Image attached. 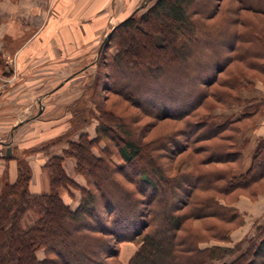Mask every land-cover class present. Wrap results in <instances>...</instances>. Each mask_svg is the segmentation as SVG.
<instances>
[{"label":"trees","instance_id":"1","mask_svg":"<svg viewBox=\"0 0 264 264\" xmlns=\"http://www.w3.org/2000/svg\"><path fill=\"white\" fill-rule=\"evenodd\" d=\"M148 1L155 3L147 12L139 17L137 12L131 13L104 41L100 55L107 48L116 49L109 64L116 77L108 76L106 89L140 108H146L145 103L161 104L163 118H167V114L177 118L183 106L181 96L185 93L189 96L192 85L199 87L205 77H210V69L211 79L206 80L210 79L213 84L218 74L228 72L233 66V73H229L234 83L229 85L232 90L236 88L237 78L242 76V65L264 76V0H238L239 6L234 13L236 18L228 23L232 28L224 29L223 40L218 37L220 32L214 33V43L219 49L214 51L211 62L204 64H199V59L189 64L190 58L198 57L202 42L196 27L200 20H190L188 16L187 7L194 4V0ZM221 1L217 0L208 21L220 12ZM2 55L1 52L0 57ZM2 61L0 58V63ZM179 63L182 67L180 74L170 73L169 70ZM2 71L9 73L6 68ZM167 71L169 75H165ZM164 75L174 81L164 84L161 80ZM229 78L223 84L228 85ZM183 85L187 87L186 92H183ZM240 89L241 92L244 87ZM193 100L194 97L189 96L191 102L187 104H194ZM259 108L249 109L245 114L257 115ZM104 123L106 126L109 124L108 121ZM221 128V125L211 122V139L221 135ZM98 141L83 134L80 140L71 142V150L65 149L63 155H53L48 160L46 166L51 176L49 193L30 190L32 169L24 159L19 160L17 180L6 184L4 193L0 194V264H126L120 259V244L126 241L140 244L128 264H213V260L220 257L218 253L231 250L219 245L199 246L197 240L182 235V231L189 220L209 219L206 220L209 224L211 217L227 219L229 211L234 213L227 220L241 215L234 207L220 202L218 197L202 196L200 193L205 189L200 188L196 181L195 184L187 183L191 179L189 175L172 178L160 171L163 185H168L163 191L175 196L173 200L167 199L146 170L139 168L136 178L128 177L124 174V167L114 163V155L110 154L108 147L104 148L103 154H94L92 149ZM221 149L225 148L217 147L213 151L226 152ZM119 152L124 161L132 164L137 162L141 146L135 141H126ZM233 154L227 151V155ZM66 155L77 158L76 169L86 177L88 187L79 185L67 174L63 165ZM253 156L255 162L260 159L259 164L253 162L250 171L232 176L231 183L226 182L224 189L218 192L232 197L240 189L245 190L241 194L251 198L264 194V189L259 190L260 182L264 181V137L258 141ZM120 173L128 178L129 183L136 185L139 195L148 191L147 200H139L133 192L125 189L117 176ZM186 183L188 188H184ZM73 186H77L82 195L76 208L71 205L74 197L70 189ZM211 188L216 190V187ZM184 189L191 199L203 197L196 200L190 213L182 212L190 204L179 196L178 191L183 192ZM29 209H34L39 216L31 227L25 229L22 220ZM152 223L155 224L153 229L148 230ZM210 229L211 226L208 231ZM224 237L230 238V234L226 232ZM42 246L47 248L45 258H39L37 254ZM224 264H264V238L252 251L247 250L239 259Z\"/></svg>","mask_w":264,"mask_h":264},{"label":"rangeland","instance_id":"2","mask_svg":"<svg viewBox=\"0 0 264 264\" xmlns=\"http://www.w3.org/2000/svg\"><path fill=\"white\" fill-rule=\"evenodd\" d=\"M54 1L55 0H5L3 6L4 8L7 7L8 11H6V19L0 16V20L2 23L6 21L8 32H6V30L4 31L5 39H2V41H11L8 42L10 45L3 46V49L6 51L11 49L10 51H13L23 44L25 38H20L18 36L26 32L23 28L24 26L31 27L32 31L29 33H33V29L34 32H36L40 24L45 25L46 23L44 20L48 19V15L54 11L53 9L51 12V8L55 5ZM81 1L82 0H70L68 5L69 10L72 9L74 14L76 11L73 9L77 8L78 14H67L64 17H72L75 21L80 19L79 22L83 21L85 18L83 14L84 5L88 2L90 8L92 0H83V5ZM93 1L97 4L94 7V9L97 7V14L91 18H97L100 21L98 24L100 27H96V30H89L90 32L84 31V39L80 37L78 30L75 29V31H72L71 47L67 48L64 47V44L60 45L61 42L59 43L57 39L50 42L49 45L45 38L47 35L46 29H43L39 35L40 37L34 44L37 51V58H41L40 61H42L43 58H58L57 62H62L56 63L54 66V68L60 69L57 70L58 74L60 71L62 72L59 77L56 71H54L56 74L54 81L56 85L60 84V81L63 82L65 77L68 76L67 79L70 78L63 85V88H65L63 90H72L67 98L68 103H70L72 107L61 112L60 116L56 117V119L63 117L57 122L66 121L68 128L72 129L69 133L64 132L65 134H63L64 136L62 137V139L65 140L66 149L71 150L73 148L71 142L80 140L83 134L91 138H97L99 141L94 144L92 149L94 154H103L104 148L108 147L110 154L114 155V163L124 167V174L128 177L133 176L136 178L137 175L135 173L139 168L146 170L162 191L164 187L168 185H163L160 178V171L172 178L189 175L191 179L190 181L188 180L187 183L191 182L195 184L196 181L200 188L205 189V191L200 193L202 196L207 197L211 195L212 197H218L220 202L229 207H234L241 215H236L233 219L227 220L228 217L234 213L233 211H229L227 212V219L226 217H220L218 219L211 217V222L209 224L206 222V220L209 221V219H200L195 222L191 220L188 222L186 221L183 226L182 235H187L193 240H197L199 246L208 247L219 245L231 248L230 251L218 253L220 257L213 260V264H224L225 262H233L239 259L242 254L247 253V250L252 251L256 248L259 242L264 238V220L253 223L246 232L240 235V238L236 237L233 239L232 234L234 230L245 223V214H242L241 210L233 205L239 200L241 192L245 190L238 189L232 194V197H230V194H224L218 191H220L221 188L224 189L223 185L226 182L228 184L229 182L231 183V180H233L232 176H239L250 171L252 163L255 162L253 155L256 152L260 137L257 138L256 135L253 134L248 135L247 131L249 129L252 130L260 121L264 110V99H261L262 101L259 102L260 99H255L256 93H253L254 90L253 92H250V90L255 88L257 81H263L264 76L259 74L257 70L252 69L251 71L246 65H242V76L237 78L238 83L235 86L236 88L232 90L229 85L233 83V80L229 78L231 76L229 73H233L231 71L233 66L228 69V72L218 74V79L213 84L210 80V69V77H205L199 87L197 85H192V93L189 96L194 97L195 100L192 101L195 102L194 104H187V102H191L189 101L188 94L185 93L184 96H181L183 100V106L180 110L181 115H179L181 117H170L167 114V118H163L165 115L163 114L164 110L161 104L153 106L152 104L145 103L144 106H146V108H140L130 100L105 88L106 83L109 82L108 76L110 75L113 79L116 77V73L112 74L109 66L112 60L111 58H113L111 54H115L116 49L107 48L101 55L99 54V49L113 26H116L124 20L133 13L134 10H136L138 17L141 16L152 7L155 1H148L149 4L147 0ZM203 2L206 4H203ZM216 3L217 0H194V4L191 3L189 7H187L189 19L195 21L198 19L200 20V23L196 24V27L199 28L200 32L199 41H202L200 43L201 46L198 57L190 58L189 64L193 61L195 62L197 59H199V64L211 62V56H214V51L219 49L218 44L214 43L216 36L214 33L220 32L218 37L220 40H223L224 36L222 34H225L224 29L227 30L232 28L228 26L232 19L236 18L234 13L237 12L239 1L222 0L220 3V12L216 17L208 21L207 18L211 17V10H214ZM16 8H20L21 14L27 12V14L30 15L26 14L24 20H16L17 16L15 14L16 12L18 13ZM35 11H38L40 14L35 13ZM86 12L87 9L85 10V14ZM32 14H35L36 19L38 18L37 22L34 21L33 23V20H30L29 16L32 17ZM86 17L89 16L86 15ZM4 28L5 26H3V30ZM187 29L189 30V27H187ZM228 32L226 35H228ZM4 43L6 44L7 42ZM219 43H221V41ZM0 58L4 59L5 57L2 55ZM97 60L98 62H96ZM87 64L90 66L81 71ZM11 66L12 65L9 64L7 68L5 61H2L0 63V73L5 68L10 70ZM180 67V63L175 64L169 72L177 74L178 76L182 70V67L181 69ZM236 69H238V65ZM169 72L167 71L165 75H169ZM165 75L161 79L164 84L174 81L169 80ZM206 78L210 79L206 80ZM228 78V85L223 84V81ZM249 82L250 85H248ZM242 87H244V89L240 92V88ZM186 88L187 87L183 85V92H186ZM246 89H249V91ZM246 93L252 94L247 95ZM256 102L259 103L255 105ZM256 107H260L257 113L260 117L254 114H245L249 109L252 110ZM44 118H47V116ZM240 120L241 122H239ZM105 121H108V126L105 125ZM5 122L6 120L0 118V126ZM57 122L43 123L39 127L40 129L51 127ZM211 122L222 126L220 129L221 135H219V137L231 138V140H222L219 137L211 139ZM12 129L13 126L10 129H6V127L0 129L1 154H6L7 150V145L3 144V142H10L17 131V128H14L13 131ZM67 138H69V140H67ZM75 138L76 140H73ZM59 139L61 138H56V140ZM126 141H135L136 144L141 146V152L138 153L137 162H133L132 164L124 161L120 156V147L124 145ZM10 146L13 147L12 145ZM217 147L225 148L221 150L226 152H214L213 149ZM228 150L234 152V154L227 155ZM217 155L219 156L216 157ZM66 156L75 159V176L77 177L76 174L81 175V177L79 176V178H81V183L88 187L86 177L78 173L76 169L78 162L77 158L73 155ZM15 159L12 160V162L17 160ZM259 161L260 159L256 160L255 163L259 164ZM49 173L47 172L45 177V182L48 184L45 193L51 191L49 183L51 176H49ZM117 176L122 181L125 189L135 194V198L147 200L148 191H145L143 195H139L136 192V185L129 183L128 178L121 173ZM217 177H219L218 181L216 180ZM239 178L234 181H237ZM11 182L13 181H11L10 175L3 178L0 184V194L4 193L6 184ZM188 186L189 185L184 188H188ZM211 187H216V190H212ZM206 189L208 190L207 192ZM263 189L264 181L260 182L259 190ZM70 190L74 197L71 203L76 204L82 196L81 191L77 186L71 187ZM67 193H70V191ZM178 193L180 198H183V201L188 200L190 202V204L182 210L183 213H190L196 205V200L202 197L195 196L191 199L186 195V189H184L183 192L179 190ZM246 193H249V191L247 190ZM163 195L170 200H173L175 197L167 195V192L164 191ZM177 195L178 194H176V197ZM247 196L250 197L249 195ZM230 199L232 202H230ZM143 208L146 207L144 206ZM38 216L39 215L34 209L27 210L22 220V226L28 229L36 222ZM154 225L155 224L152 223V226L149 227L148 230H152ZM209 226H211V231H208ZM226 232L230 234V238L224 237ZM139 247L140 244L138 242L126 241L121 243L120 259L128 264ZM46 249L47 248L44 246L38 249L37 254L39 258H45L47 255ZM247 256L250 257V254ZM112 260L110 261L113 262Z\"/></svg>","mask_w":264,"mask_h":264},{"label":"crops","instance_id":"3","mask_svg":"<svg viewBox=\"0 0 264 264\" xmlns=\"http://www.w3.org/2000/svg\"><path fill=\"white\" fill-rule=\"evenodd\" d=\"M4 1L5 0H0V16L6 19L5 15L8 9L7 7L4 8ZM54 2L55 5L51 8V12L53 9L54 11L48 15V19L44 20L46 24H40L36 32H34L33 29V33H29L32 31L31 27L24 26L23 28L27 33H22L18 37L25 38V41L13 51H10L11 49H8L7 51L3 49V46L10 45L8 42L11 40L2 41V39H5L4 31L6 30V32H8V28L6 27V21L2 23L0 20V52L2 51L3 56L5 57L3 61L7 64V68L9 64L12 65L9 73H4L3 71L1 73L14 77L13 82L8 86L5 93L0 96V118L6 120V122L0 126V129L2 127L10 129L12 126L14 127L18 124L16 127L17 131L11 144L13 146L12 157L9 158L0 152V184L3 178L9 175L11 176V181L15 182L17 180L19 175L18 162L19 160L24 159L29 163L32 169L30 190L34 193H45L48 188V184L45 182V177L46 173H49L46 164L53 155H63V151L67 148V146H65V140L62 139L64 136L63 134L66 132L69 133L72 130L71 128H68L66 121L57 122L63 117L56 119L57 116H60L61 112L72 107L67 99L68 94H70V91L72 90H63L65 89L63 88V85L70 78L67 79V76L63 79V82L60 81V84L56 85L54 82L56 78L54 71L57 73V70L60 69H56L54 66L56 63L62 62H57L58 58H43L42 61H40L41 58H37V51L34 44L40 37L39 35L43 29H46L47 35L45 38L49 45L50 42L57 39L59 43L61 42L60 45L64 44V47L68 48L71 47L73 36L72 31H75V29L78 30L80 37L84 39V31L90 32L93 29L96 30V27H100L98 25L100 21L97 18H91L97 14V7L94 9L97 4L93 0L91 1L90 8L88 2L84 5L83 14L85 15V18L81 22H79L80 19L75 21L72 17H64L67 14H78L77 8L73 9L76 11L74 14L72 9L69 10L68 5L70 0H55ZM81 4L83 5V0L81 1ZM86 9L87 12L85 14ZM16 10H18V13L16 12L15 14L17 16L16 20H24L27 12L21 14L20 8H16ZM35 13H38V11H35ZM86 15L89 17H86ZM29 17L30 20H33V23L38 20V18L36 19L35 14H32V17ZM3 26H5L4 30ZM4 42L7 43L5 44ZM89 66L90 65L87 64V66L81 71L87 69ZM61 73V71L59 74L57 73L59 77ZM247 91H249V89ZM251 91L254 94L256 93L255 98L260 99L259 102L262 101L261 99H264V81H257L255 88L250 90V92ZM246 94L248 95L252 93ZM44 115L47 116V118H44ZM55 121L57 123H55L54 126L42 129L39 127L43 123H51ZM247 133L248 135H256L257 138L264 137V110L258 124L252 130L249 129ZM57 137L61 139L56 140ZM67 140H69V138H67ZM73 140H76V138ZM14 159L17 162H12ZM75 164L76 162L73 157H64L63 165L67 174L79 185L85 186V184L81 183V178H79L81 175L76 174L77 177L75 176ZM49 183L51 188V179H49ZM79 201L80 199L77 203L75 202L76 204L71 203L72 207L76 208ZM233 206H237L242 214H245V223L234 230L232 234L233 239L236 237L240 238V235L246 232L253 223H258L264 220V194H259L256 198L241 194L239 200Z\"/></svg>","mask_w":264,"mask_h":264},{"label":"built area","instance_id":"4","mask_svg":"<svg viewBox=\"0 0 264 264\" xmlns=\"http://www.w3.org/2000/svg\"><path fill=\"white\" fill-rule=\"evenodd\" d=\"M14 77L0 73V96L7 90L8 86L13 82Z\"/></svg>","mask_w":264,"mask_h":264},{"label":"water","instance_id":"5","mask_svg":"<svg viewBox=\"0 0 264 264\" xmlns=\"http://www.w3.org/2000/svg\"><path fill=\"white\" fill-rule=\"evenodd\" d=\"M145 5H146V3H145ZM142 6H143V5H142ZM135 12H136V10L133 11V14H134ZM115 27H116V26H114V27L112 28V30L109 32V34H108L107 37L104 39V41H105L106 39H108V37L111 36V34L113 33ZM104 41H103V43H102L101 46H100L99 54H100V51H101V49H102V47H103V45H104ZM70 77H71V76H70ZM17 126H18V124H16V125L13 127V129L16 128ZM13 129H12V131H13ZM13 139H14V136L12 137V140H11L10 142H3V144L7 145L6 155H7L8 157H11L12 154H13L12 147L10 146L11 143L13 142Z\"/></svg>","mask_w":264,"mask_h":264}]
</instances>
